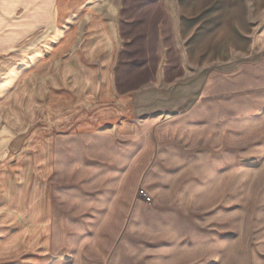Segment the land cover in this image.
Returning <instances> with one entry per match:
<instances>
[{
    "label": "rangeland",
    "instance_id": "374dc122",
    "mask_svg": "<svg viewBox=\"0 0 264 264\" xmlns=\"http://www.w3.org/2000/svg\"><path fill=\"white\" fill-rule=\"evenodd\" d=\"M78 7L114 34L115 92L154 105L189 89L115 133L54 137L53 252L39 249V264H264V0H69ZM15 62L0 53V95Z\"/></svg>",
    "mask_w": 264,
    "mask_h": 264
},
{
    "label": "crops",
    "instance_id": "0c3cea01",
    "mask_svg": "<svg viewBox=\"0 0 264 264\" xmlns=\"http://www.w3.org/2000/svg\"><path fill=\"white\" fill-rule=\"evenodd\" d=\"M65 5L0 0V53L16 58L8 75L14 78L13 90L0 95V234L5 235L0 264H39V249L45 248L46 258L53 252L48 183L55 136L103 129L115 133L144 113L181 105L188 93L186 86L156 93L157 102L150 105L148 92H115L110 80L117 54L114 34L92 12L82 15L78 7L72 14L69 0ZM24 137H29L25 143ZM45 264L52 263L46 259Z\"/></svg>",
    "mask_w": 264,
    "mask_h": 264
},
{
    "label": "built area",
    "instance_id": "2783aa9c",
    "mask_svg": "<svg viewBox=\"0 0 264 264\" xmlns=\"http://www.w3.org/2000/svg\"><path fill=\"white\" fill-rule=\"evenodd\" d=\"M137 197L145 203L151 202V197L143 189L137 191Z\"/></svg>",
    "mask_w": 264,
    "mask_h": 264
}]
</instances>
